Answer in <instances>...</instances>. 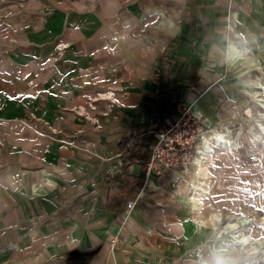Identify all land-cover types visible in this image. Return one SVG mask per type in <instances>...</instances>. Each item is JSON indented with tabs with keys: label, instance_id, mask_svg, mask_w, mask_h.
Wrapping results in <instances>:
<instances>
[{
	"label": "crops",
	"instance_id": "0c3cea01",
	"mask_svg": "<svg viewBox=\"0 0 264 264\" xmlns=\"http://www.w3.org/2000/svg\"><path fill=\"white\" fill-rule=\"evenodd\" d=\"M263 12L262 0H0V240L12 242L0 264H176L182 228L160 224L182 200L153 184L122 229L143 161L120 166L115 154L128 130L166 121L155 91L169 55L188 72L222 56L237 71L229 40L263 57ZM57 41L66 47L53 58ZM231 93L214 82L192 110L216 124ZM89 97L92 121L80 112Z\"/></svg>",
	"mask_w": 264,
	"mask_h": 264
},
{
	"label": "rangeland",
	"instance_id": "374dc122",
	"mask_svg": "<svg viewBox=\"0 0 264 264\" xmlns=\"http://www.w3.org/2000/svg\"><path fill=\"white\" fill-rule=\"evenodd\" d=\"M262 1L264 3V0ZM243 3L248 2H242V7L245 6ZM250 8L248 7L246 11L248 12ZM260 13L261 11L258 10V14ZM239 44L245 47L242 42ZM248 53L259 58L262 69L254 70L250 62H247L249 59L242 58L243 63L238 70L231 72L226 69L229 62L228 57L222 56L206 62L197 74L192 71L188 72L186 68H182L183 65L179 67L180 58L169 55L166 67L159 74L162 83L157 85L155 94L169 112L166 121L174 114L182 112L184 108H189L190 112L195 113L191 107L192 103L219 80L224 79L230 82L233 97L230 112L225 109L226 118L216 124L208 125L204 116L196 113L207 127H212L231 139L230 144L223 142L216 144L208 153L202 165L203 169L198 170V176L204 180L203 187L207 191L200 194L202 197L200 208L192 213L186 201L190 193L189 183L194 178L192 165L185 172L163 173L159 178L153 179L154 185L158 187L157 190L168 197L174 194L182 200L181 207L176 209L175 214L167 222V226L163 221L160 224L163 233L165 228H174L175 222L179 223L178 226L182 228V231L177 229L181 231V233L178 232L177 239L183 241V248L176 250V256H169L170 261L176 264H198V262L202 264H264V133H261L263 141L254 139L252 133L256 130L253 128V121L249 120L245 113L248 107L252 111L264 112V109L262 110L251 101L249 94L252 90L264 92V56L260 58L257 53L250 50ZM55 55L54 51L52 57L55 58ZM216 75L219 78H216ZM258 77L263 88H252L244 84L245 81L253 82ZM233 80H239L242 83L241 87L233 83ZM112 91V89H107L104 93L108 95V92ZM93 110L91 116L87 118L89 121L94 118ZM154 112L157 111L154 110ZM158 118L157 115L150 116L147 122L138 129L147 127L152 121L159 122ZM262 123L264 126V120ZM226 127L230 130L229 136ZM142 138L144 139L142 143H144L146 136ZM141 147L142 145L137 149L136 154ZM134 160L142 162L141 158ZM172 173L176 181L168 177ZM143 179L142 177L141 183L135 187L133 197L137 188L143 183ZM149 190L151 186L147 183L143 193L136 200L135 208L141 206L142 198ZM120 212L118 218H120ZM210 214H218L222 218L221 221L214 226L210 220ZM198 219L203 220V225L196 222ZM238 221L246 223L243 226L242 235H245L247 246L238 243L230 244L228 241L225 226L227 223ZM11 243L10 241L6 245L0 240V253L10 251ZM203 249L208 252V255L202 251Z\"/></svg>",
	"mask_w": 264,
	"mask_h": 264
},
{
	"label": "built area",
	"instance_id": "2783aa9c",
	"mask_svg": "<svg viewBox=\"0 0 264 264\" xmlns=\"http://www.w3.org/2000/svg\"><path fill=\"white\" fill-rule=\"evenodd\" d=\"M64 48L63 42L56 43L55 58L62 55ZM108 96L111 97L112 92H108ZM95 100L96 97H89L85 105L80 108V112L85 118H89L91 111L95 109ZM210 131L211 128L205 125L199 115L190 112L189 108H184L182 112L174 114L163 123L152 121L147 127L125 132L120 140L119 150L115 154L120 166L129 163L128 154L136 153L140 145L143 144V136H146V140L151 137L152 141L149 146L148 158L142 162L143 183L137 188L134 197L126 200L125 206L120 212L118 219L122 229L129 220L130 211L143 193L147 183L152 187L153 179L159 178L163 173L185 172L195 156L200 155L202 150L206 154L213 150L215 145L213 139L210 138ZM205 141L209 143V148ZM120 240L119 232L113 234L110 238L111 245L119 243Z\"/></svg>",
	"mask_w": 264,
	"mask_h": 264
},
{
	"label": "bare ground",
	"instance_id": "6f19581e",
	"mask_svg": "<svg viewBox=\"0 0 264 264\" xmlns=\"http://www.w3.org/2000/svg\"><path fill=\"white\" fill-rule=\"evenodd\" d=\"M228 26H229V28L232 29V25L229 24ZM234 35L236 36V38H238L237 34H234ZM232 42H234V44L236 43L238 45V47L240 48L239 49V54H241L243 56V58L249 59L252 62L254 68L260 69V63H259V59L258 58L247 54V50L244 47H242L241 44H239L235 40H232V39L229 40L230 44ZM258 79H259V77L256 78L253 82H250L251 80H247V81H245V84L254 85L253 86L254 88H261V85L259 84ZM249 94H250V97H251V101L253 103H255L256 105H258L259 108H261L263 110L264 109V98H262V97H263L264 92L259 91V90H252ZM245 113L247 115V118L249 120L253 121V125H254L253 128L256 130V131H254L252 133V136L256 140L260 139L261 141H263L261 133H264V126H263V123H262V121L264 120V112H262V111H252L248 107L245 110ZM229 131L230 130L227 128L226 132H227L228 136H229ZM210 138L213 139L214 145H216V144L218 145L221 142H223L224 144H230L231 143L230 142V140H231L230 138L225 137V135H222L220 132H218L217 130H215L212 127H211V131H210ZM205 143H206V145L209 148V146H210L209 143L206 142V141H205ZM207 150H205V151H207ZM207 155L208 154H206V152H204V150H202L200 152V155L195 156L193 162L191 163V165H192V167L194 169V171H193L194 178L189 183L190 184V193L186 197V201H187L188 207H189V209H190V211L192 213L196 212V210H198L200 208V205L202 203V200H201L202 197L200 196V194L207 192L205 190V188L203 187L204 183H205L204 180L200 179L199 176H198V172H199L198 170L203 169L202 165H203L205 159L207 158ZM171 172H178V171H171ZM221 219L222 218H220L218 216V214H210V220L212 221V224L214 226L216 224H218L221 221ZM196 222H198L199 225H203V220H201V219H198ZM245 224L246 223L239 222V221L237 223H227V225L225 226V230H226V233L228 234V241H230V244L238 243V244H240L242 246L243 245L247 246L246 243H245V235H242V230L244 229L243 226ZM258 233H260V231Z\"/></svg>",
	"mask_w": 264,
	"mask_h": 264
},
{
	"label": "trees",
	"instance_id": "16d2710c",
	"mask_svg": "<svg viewBox=\"0 0 264 264\" xmlns=\"http://www.w3.org/2000/svg\"><path fill=\"white\" fill-rule=\"evenodd\" d=\"M151 141H152V138L150 137V138H148V140H146L145 141V143H143L142 145H144L145 144V146L147 147L148 146V144H150L151 143ZM146 149V148H145ZM128 161H129V163L128 164H130L132 161H134V159H142V161L144 162L147 158H148V154H147V150H144L143 152H139L138 153V155L136 154V153H134V152H130L129 154H128ZM128 164H125V165H128ZM142 166H143V164H142Z\"/></svg>",
	"mask_w": 264,
	"mask_h": 264
}]
</instances>
